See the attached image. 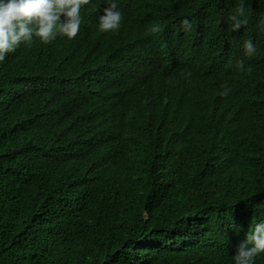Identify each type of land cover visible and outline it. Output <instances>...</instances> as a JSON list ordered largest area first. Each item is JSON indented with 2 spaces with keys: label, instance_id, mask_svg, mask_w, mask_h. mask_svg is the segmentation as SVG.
Returning <instances> with one entry per match:
<instances>
[{
  "label": "trees",
  "instance_id": "trees-1",
  "mask_svg": "<svg viewBox=\"0 0 264 264\" xmlns=\"http://www.w3.org/2000/svg\"><path fill=\"white\" fill-rule=\"evenodd\" d=\"M115 2L118 31L98 30L108 0H92L75 38L34 37L0 63V263H47L45 228L62 243L51 264H234L264 197V0Z\"/></svg>",
  "mask_w": 264,
  "mask_h": 264
},
{
  "label": "clouds",
  "instance_id": "clouds-1",
  "mask_svg": "<svg viewBox=\"0 0 264 264\" xmlns=\"http://www.w3.org/2000/svg\"><path fill=\"white\" fill-rule=\"evenodd\" d=\"M92 0H0V63L6 61L17 50L21 43H31L33 38H39L48 44L58 36L75 38L82 25V10L90 5ZM249 9L241 2L234 7L228 16L230 30L239 31L249 22ZM123 13L115 0H108L102 8L97 20L98 30L101 32H116L121 28ZM264 26V20L261 21ZM191 22L185 18L181 21V29L189 32ZM162 31L159 24H153L148 34ZM244 56L252 57L256 53V46L252 40L243 44ZM238 71H253L251 66L245 67L243 59L235 62ZM187 75H191L189 72ZM172 83L171 78L168 81ZM220 96H226L230 89L222 86ZM260 212L251 220L254 224L233 255L234 264H255V258L264 253V197L260 202Z\"/></svg>",
  "mask_w": 264,
  "mask_h": 264
},
{
  "label": "bare ground",
  "instance_id": "bare-ground-1",
  "mask_svg": "<svg viewBox=\"0 0 264 264\" xmlns=\"http://www.w3.org/2000/svg\"><path fill=\"white\" fill-rule=\"evenodd\" d=\"M0 80H1V78H0ZM11 91H14V88H11ZM8 96H9V98H12V94H10V92H9ZM154 114H156V111L153 112V115ZM32 124H34V120H32V121H30L28 123V129L31 130V131H35L36 129H31L32 128ZM55 124L59 125V122L58 121H55ZM111 127L114 129V131H116L118 129V127H115L114 124H112ZM158 137H160V136H158ZM23 139L24 138L21 136L20 137V143L23 145V147L21 149V153L22 154H25L23 150L24 149L27 150L28 147H26V143H23ZM159 139H162V138H159ZM99 140H100V138H99ZM161 146L165 148V145H161ZM68 149L69 148H67V150ZM68 165H72L75 169H80V167H81L80 164H70V163H68ZM6 170H7V167H1L0 174L2 172H5ZM47 171H48V167L46 166L45 172H47ZM103 175H106L107 177H109L110 182H111V185H112V189L110 191L113 190V192H114V188L116 189V187H118V186H115L114 177L112 175V172H109V171H106L105 170L103 172ZM73 189H74V187L73 188H70L68 191L73 190ZM81 199H82V202L81 203H84V201H87V200H89L91 203H95L96 202V199L95 198H92V197L81 198ZM69 213H72V211H69ZM80 214H82V213H77V216L80 215ZM69 220H76V217H74V218H70L69 217ZM42 232L43 233L46 232V233L50 234L45 228H43L40 231V233H38V234H36V235L33 236V239H34L33 248H34V251H35L36 255L39 258H41V257L42 258H44V257H47L48 258V262L47 263H44V264H51L52 260H54L55 262L61 260L59 257H57V255L59 254V252L58 251H54L53 247L54 246H62V243H60L57 240H52V241L46 240V237H45L44 234H42ZM23 246H24L25 249L31 250V247H30V245L28 243H23ZM38 247H42L43 251L42 252H38L37 251V248ZM188 262H189V264H193L192 259H189ZM0 264H32V263L28 260V258L26 257V255L22 253L17 258H15L13 260H5V259L2 260Z\"/></svg>",
  "mask_w": 264,
  "mask_h": 264
}]
</instances>
